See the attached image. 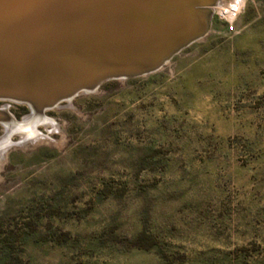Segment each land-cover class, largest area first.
Instances as JSON below:
<instances>
[{"label":"rangeland","instance_id":"374dc122","mask_svg":"<svg viewBox=\"0 0 264 264\" xmlns=\"http://www.w3.org/2000/svg\"><path fill=\"white\" fill-rule=\"evenodd\" d=\"M235 1L158 71L45 110L55 126L36 139L8 136L0 264H264V0L227 18Z\"/></svg>","mask_w":264,"mask_h":264},{"label":"water","instance_id":"95a60500","mask_svg":"<svg viewBox=\"0 0 264 264\" xmlns=\"http://www.w3.org/2000/svg\"><path fill=\"white\" fill-rule=\"evenodd\" d=\"M219 1L0 0V99L43 116L104 82L154 73L208 33Z\"/></svg>","mask_w":264,"mask_h":264},{"label":"bare ground","instance_id":"6f19581e","mask_svg":"<svg viewBox=\"0 0 264 264\" xmlns=\"http://www.w3.org/2000/svg\"><path fill=\"white\" fill-rule=\"evenodd\" d=\"M237 4H239V3H237L235 1L230 6L221 7L220 11L223 13V15L225 13L230 14L232 11H234L232 9L235 8L237 6ZM217 5H218V3L216 4V6ZM4 108L5 107H3V110L5 111V114H7L6 109H4ZM7 118L5 116H3V121H2L3 124L5 125V126L4 125L3 126L5 127L6 136H5L4 141H2L3 139L0 141V143L2 144V146L0 147V156L1 157L4 154L8 145H11V143H12V141L10 139H8L9 138L8 136H10L12 132H19L21 130V132L23 134H20V136H21L20 142H24L25 140H28V139H29V141L32 139H36L40 135V133L36 132L34 129V125L36 123H43V124H47V125L51 124L52 126H55L54 122L52 120H48V118H46L44 115L43 116L33 115L32 117L29 116V117L24 118L23 122H16V120L11 118V116H9L8 120H7ZM6 137H7V139H6Z\"/></svg>","mask_w":264,"mask_h":264},{"label":"built area","instance_id":"2783aa9c","mask_svg":"<svg viewBox=\"0 0 264 264\" xmlns=\"http://www.w3.org/2000/svg\"><path fill=\"white\" fill-rule=\"evenodd\" d=\"M236 2L237 3H239V4H237V6L235 7V8H233L232 10H234V11H232L230 14H227V13H225L224 15L228 18V17H233V16H235V14H236V12H237V10H238V7L240 6V0H236ZM230 28H231V26H230Z\"/></svg>","mask_w":264,"mask_h":264},{"label":"trees","instance_id":"16d2710c","mask_svg":"<svg viewBox=\"0 0 264 264\" xmlns=\"http://www.w3.org/2000/svg\"><path fill=\"white\" fill-rule=\"evenodd\" d=\"M108 82H112V81H108Z\"/></svg>","mask_w":264,"mask_h":264},{"label":"flooded vegetation","instance_id":"af4514ba","mask_svg":"<svg viewBox=\"0 0 264 264\" xmlns=\"http://www.w3.org/2000/svg\"><path fill=\"white\" fill-rule=\"evenodd\" d=\"M0 100H2V99H0Z\"/></svg>","mask_w":264,"mask_h":264}]
</instances>
